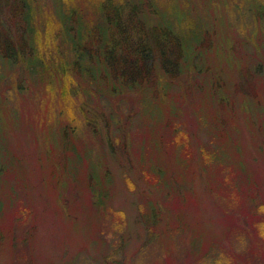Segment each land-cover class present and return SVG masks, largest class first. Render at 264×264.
Here are the masks:
<instances>
[{
    "label": "rangeland",
    "instance_id": "obj_1",
    "mask_svg": "<svg viewBox=\"0 0 264 264\" xmlns=\"http://www.w3.org/2000/svg\"><path fill=\"white\" fill-rule=\"evenodd\" d=\"M182 2L208 52L167 88L106 95L50 75L23 86L6 70L0 264H264V0ZM43 8L50 62L60 27ZM91 166L110 182L91 189Z\"/></svg>",
    "mask_w": 264,
    "mask_h": 264
},
{
    "label": "trees",
    "instance_id": "obj_2",
    "mask_svg": "<svg viewBox=\"0 0 264 264\" xmlns=\"http://www.w3.org/2000/svg\"><path fill=\"white\" fill-rule=\"evenodd\" d=\"M181 2L171 0L170 5L159 10L156 0H95V3L92 0H0V87L11 85L7 83L8 70L27 76L21 79L23 86L29 76L45 80L50 75L81 78L85 84L105 90L106 95L119 94L125 89L139 91L148 87H144L147 83L167 88L182 79L188 68L192 72L198 70L195 61L208 52L205 40L210 33L203 21L191 18ZM82 4L92 5L95 22L89 20L90 12ZM46 5L55 10L51 16L60 27L55 36L54 54H48L55 60L50 62L49 57L43 58L37 45L40 28L44 29L48 19L43 10ZM11 27L15 28L14 33ZM30 59L34 60L32 67L19 66L21 60L28 63ZM23 86L12 87L22 92ZM94 169L90 167L91 189L110 182L109 175L94 179ZM169 185L166 183L164 187ZM97 192L94 197L99 195V202L108 198L107 191ZM143 220L153 233L157 221L150 216Z\"/></svg>",
    "mask_w": 264,
    "mask_h": 264
}]
</instances>
